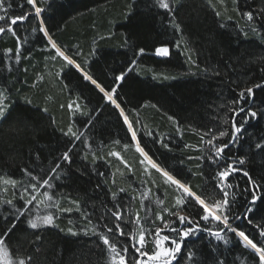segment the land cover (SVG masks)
Returning <instances> with one entry per match:
<instances>
[{
  "label": "trees",
  "instance_id": "16d2710c",
  "mask_svg": "<svg viewBox=\"0 0 264 264\" xmlns=\"http://www.w3.org/2000/svg\"><path fill=\"white\" fill-rule=\"evenodd\" d=\"M21 2L12 0L10 15L21 13L18 7ZM41 6L46 9L43 17L54 38L66 49H78L82 55L76 57L77 62L82 65L87 62L90 74L106 86L117 70L136 59L135 71L129 73L121 86L120 95L129 109L139 108V118L145 125L170 138L172 151L158 150V145L145 138L142 144L147 145L146 150L151 149L150 154L169 168L181 167L180 160L184 159L182 167L185 175L187 169L194 168L198 163L187 161L186 157L199 153L185 149L184 145L195 147L200 144V133L209 128L230 129V123L223 124L224 119L230 121L231 114L227 110L231 106L230 101L241 89L264 80V71H261L264 68V43L245 27L247 22L236 11L237 8L241 12L255 11L264 6V0H237L235 3L234 0H224L223 5L216 4L217 10L222 13L220 17L214 15L206 0H183L178 13L182 33L175 32L161 22L160 16L154 15L150 10V0H43ZM129 11L131 14L126 15ZM222 23L224 28L220 27ZM32 26H35L34 22L31 25L25 22L16 28L18 34L28 37L23 51V56L28 58H22L19 64L4 55L7 49H15V40L10 34L0 36V91L10 90L8 94L13 105L11 116L0 123V176L25 182L27 177L21 169L27 166L38 170L37 165L48 168L66 150V138L61 129L66 130L73 123L75 127H82V122L87 119L79 115L74 117L67 105L77 95L89 108L102 104L93 86L84 81L75 69L65 68L60 75H56L62 62L50 60L52 53L44 50L46 41L42 39V34L31 33ZM241 29L248 31L247 38L242 35ZM260 33L264 37V29H260ZM177 44H180L179 48ZM161 45L170 48L169 57L154 55L155 47ZM139 48H144L145 54L134 57ZM93 52L94 55L91 54ZM189 55L195 64L188 61ZM215 71L220 75H214ZM41 76L44 79H39ZM251 107L258 113H264V89L254 91ZM168 115L179 123L182 135L176 133V125L167 119ZM243 115L241 113V117ZM241 117H237L238 123ZM244 127L239 143L233 146L230 154L243 155L246 159L243 167L259 182L264 176V152L255 145L264 144V115L250 120ZM86 134L90 137L92 150L105 159H97L93 163L89 153L85 160L82 155L85 149L81 145L73 154L71 170L66 167L67 174L55 181L59 206L73 211L56 212L58 227L42 230L38 244L32 243L34 236L22 231L13 237V246L19 247L21 254L30 253L35 264H104L103 256L94 249L89 237L82 233L77 236L68 233V228L79 231L85 223L80 212L74 210L71 200H79L82 211L94 213L92 219L95 223L96 216L104 211L100 207L101 201L111 206L107 195L109 189L115 191L123 187L135 194L132 188L140 183L139 155L134 149L123 150L122 145L127 140L110 107L105 106L95 126ZM121 138H124L121 145L112 143ZM227 139L225 137L224 142ZM111 150L121 152L136 174L125 169L115 157H107V152ZM37 154L40 160H36ZM207 171L209 176L213 174L212 169ZM97 172H103L104 177L96 175ZM190 182L198 192L205 185H208V193L212 191L207 177H191ZM97 184H100L99 189ZM239 184L243 189L246 178L240 177ZM157 195L165 200L164 207H171V193L165 196L159 192ZM11 198V190L0 191V200ZM127 199L125 196L126 202ZM154 201L155 197L151 203H145L154 211H159ZM17 203L21 202L17 200ZM131 203L134 211L140 210L138 199ZM0 211L7 214L6 207L0 208ZM140 214L143 216L144 212ZM256 215L258 219L254 222L264 223L259 219L264 217V206L258 208ZM244 230L252 231V226ZM253 235L259 238L254 231ZM17 237L23 238L20 244H15ZM205 243L202 239L195 240L188 243L183 251L186 253L191 249L196 253V261L204 264L205 257L200 255V250L204 249ZM228 247L220 246L223 256L219 258L225 259L226 264L233 261L241 264V252L244 250L237 248L230 252ZM152 248L149 237L146 250L150 252ZM178 264L193 262L180 258ZM207 264H212L211 259Z\"/></svg>",
  "mask_w": 264,
  "mask_h": 264
},
{
  "label": "snow or ice",
  "instance_id": "6c2138e0",
  "mask_svg": "<svg viewBox=\"0 0 264 264\" xmlns=\"http://www.w3.org/2000/svg\"><path fill=\"white\" fill-rule=\"evenodd\" d=\"M235 2L237 0H234ZM42 3L43 0H22L18 5L21 13L10 15V10L13 8L12 0H0V36L10 34L16 42L15 49H7L4 55L16 64H19L22 58H28L23 56L28 37L18 34L16 28L25 22L30 25L34 22L35 26L31 27V33L42 34V39L46 41L44 50L52 53L50 60L62 62L56 75H60L65 68L75 69L84 81L93 86L102 104L89 108L88 104L82 103V98L77 95L67 107L74 117L79 115L87 119L82 122V127H75L73 123L69 124L66 130L61 129V134L66 138V150L57 156L48 168L37 165L38 170L27 166L21 169L22 174L27 177L26 182L0 176V191L11 190L13 197L0 200V208H7L6 215L0 211V264H35L30 253L21 254L20 248L13 246V237L17 236V232L22 231L34 236L32 243L38 244L42 230L58 227L56 212L73 211L71 208L59 206L55 181H59L67 174L66 167L68 171L71 170L73 154L81 145L85 149L82 153L85 160L88 159L89 153L93 163L97 159H105V157H98L92 150L90 137L86 134L95 126L105 106L110 107L116 114L117 122L125 134L124 138L127 142L123 143V150L134 149L139 155L140 183L132 188V193L135 194L129 193L123 187L115 191L109 189L107 195L111 206L101 201L100 207L104 211L96 216L95 223L92 219L94 213L82 211L80 201L69 198L75 206L74 210L80 212L85 223L79 231L68 228V233L73 236L82 233L89 237L94 249L103 256L104 264H174V262L178 264L180 258L191 261L193 264H200L195 259L194 251L189 249L185 253L183 250L188 243L201 239L206 241L204 249L200 250V255L205 257L204 264H207L208 259H211L212 264H226L225 259L219 258L223 256L220 250L221 245L229 246L227 250L230 252L237 248L243 249L241 264H264V223L254 222L258 219L256 215L258 208L264 206V176H261L258 182L243 167L246 164L245 157L230 154L233 146L239 143L240 136L245 131L244 126L250 120L264 115L251 107L254 91L264 89V80L241 89L235 94L236 98L230 101L231 106L227 109L231 114L230 121L223 120L224 125L230 123V129L228 127L223 130L209 128L200 133V144L195 147L184 145L185 149H192L199 153V155L186 157L187 161L198 163L194 168L187 169V175H185V169L182 167L185 163L184 159L180 160L181 167L169 168L150 154L151 149L146 150L147 145L142 144L145 138L153 145H158V150L164 149L170 152L172 151L170 138L145 125L139 118V108L129 109L127 102L120 95L121 86L126 82L129 73L135 71L136 59L133 58L124 68L117 70L106 86L90 74L86 66L87 62L84 65L77 62L76 57L82 55L78 49L76 51L66 49L54 38L43 17L46 9L41 6ZM206 3L216 17L222 15L221 11L217 10L216 4L223 5L224 0H206ZM182 6L183 0H150V10L154 15L160 16L162 23H166V26L171 27L175 32L181 33L183 29L178 20V13ZM236 11L247 22L245 27L264 43V37H261L260 33V29H264V6L255 11L241 12L238 8ZM130 14L131 11L126 13V15ZM220 27L224 28L225 25L222 23ZM241 33L244 37H248V31L241 29ZM176 47L179 48L180 44ZM144 54L145 49L139 48L134 52V57ZM154 55L169 57L170 48L166 45L157 46L154 49ZM187 59L195 64L191 55ZM261 71H264V68ZM213 74L220 75L218 71ZM39 79L42 80L44 77L41 76ZM9 91L8 89L0 91V123L8 120L12 114L13 105ZM28 103L31 102L28 101ZM153 107L156 106L153 105ZM241 113L244 114L243 117ZM237 117H241L239 123ZM167 119L176 125V133L182 135V129L174 117L168 115ZM225 137H228L226 142H224ZM124 138L116 139L112 143L121 145ZM255 147L264 152V144L257 143ZM106 156L115 157L125 169L133 175L136 174L135 169L123 158L121 152L111 150ZM40 159V155L37 154L36 160ZM207 169H212L213 174L209 176ZM96 175L104 177L105 174L97 172ZM191 177H207L211 182V193L206 191L208 185H205L200 192L195 190L196 186L190 182ZM240 177L246 178V186L243 189L240 188ZM233 180L236 182L234 183ZM112 184L115 185V180ZM96 188L99 189L100 184H97ZM159 192L165 196L172 194L171 207H164L165 200L157 195ZM125 196L128 197L127 202ZM153 197L159 211H154L145 203H151ZM137 199L140 202V210L134 211L131 202ZM17 200L21 203L18 204ZM140 212H144V215L141 216ZM165 216L172 219H166ZM259 219L264 220V217ZM249 225L252 226V231L246 232L244 229ZM253 231L259 238L253 235ZM149 237L153 244L150 252L146 250ZM22 239L17 237L15 244H20ZM36 250L38 251V248ZM232 264L236 262L233 261Z\"/></svg>",
  "mask_w": 264,
  "mask_h": 264
}]
</instances>
